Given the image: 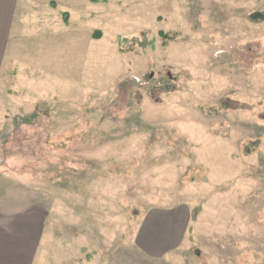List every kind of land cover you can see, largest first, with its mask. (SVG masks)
Returning a JSON list of instances; mask_svg holds the SVG:
<instances>
[{"label": "rangeland", "instance_id": "374dc122", "mask_svg": "<svg viewBox=\"0 0 264 264\" xmlns=\"http://www.w3.org/2000/svg\"><path fill=\"white\" fill-rule=\"evenodd\" d=\"M44 1L0 81V191L105 264H264V0Z\"/></svg>", "mask_w": 264, "mask_h": 264}, {"label": "crops", "instance_id": "0c3cea01", "mask_svg": "<svg viewBox=\"0 0 264 264\" xmlns=\"http://www.w3.org/2000/svg\"><path fill=\"white\" fill-rule=\"evenodd\" d=\"M44 3L55 8L58 5L55 0ZM34 5L35 0H0V81L1 77L7 81L11 72L13 77L17 76L15 69L21 56L39 53L41 45L27 42L28 34L21 30L29 22L17 25L19 9ZM49 13L46 12L45 20ZM39 34H35L36 38ZM42 36L41 40L45 38L47 42L51 38L47 33ZM4 167L11 168L7 161ZM0 175L7 176V173L0 171ZM7 193V189L0 191V264H105L100 245L91 251L94 242L87 230L78 233L75 228L66 227L69 237L49 230L47 216L40 205Z\"/></svg>", "mask_w": 264, "mask_h": 264}, {"label": "trees", "instance_id": "16d2710c", "mask_svg": "<svg viewBox=\"0 0 264 264\" xmlns=\"http://www.w3.org/2000/svg\"><path fill=\"white\" fill-rule=\"evenodd\" d=\"M92 2L99 3V2H106V0H91Z\"/></svg>", "mask_w": 264, "mask_h": 264}]
</instances>
